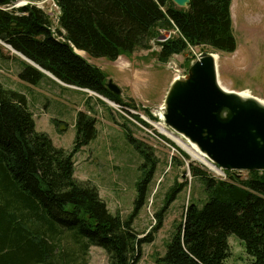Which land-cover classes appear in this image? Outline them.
Here are the masks:
<instances>
[{"label": "trees", "instance_id": "16d2710c", "mask_svg": "<svg viewBox=\"0 0 264 264\" xmlns=\"http://www.w3.org/2000/svg\"><path fill=\"white\" fill-rule=\"evenodd\" d=\"M18 1L0 0V42L35 64L25 62L19 80L37 86L45 71L121 109L135 106L113 94L106 85L108 74L75 49L85 52L89 60L116 62L157 46L155 58L164 65L196 47L218 54L237 51L233 0H191L187 8L173 0H54L61 12L56 28L35 5L13 8ZM161 31L171 36L159 41ZM90 102L88 97L89 109L77 113L75 141L67 151L36 129L27 96L0 84V264H88L92 247L106 252L108 264H139L143 245L154 243L169 206L188 186L179 183L171 188L155 214V224L140 234L134 220L148 204L158 160L134 138L128 124L139 123L150 130L152 126L140 115L129 114L132 122L122 116L125 123L113 117L143 164L133 212L126 219L110 213L97 188L78 181L74 174V157L98 136ZM146 115L156 120L147 110ZM53 122L62 132L68 129L63 121ZM160 138L190 160L172 141ZM172 158V163L185 165ZM189 166L192 178L202 181L208 201L202 207L187 206L156 264H225L231 254V235L244 243L252 264H264V172H249L247 178L240 172H225L227 179L220 180L194 164Z\"/></svg>", "mask_w": 264, "mask_h": 264}, {"label": "rangeland", "instance_id": "374dc122", "mask_svg": "<svg viewBox=\"0 0 264 264\" xmlns=\"http://www.w3.org/2000/svg\"><path fill=\"white\" fill-rule=\"evenodd\" d=\"M24 2L20 0L14 7L20 9L24 7ZM233 5V30L237 39V51L234 54L217 55L220 57L217 67L218 81L227 91L248 92L252 97L264 102V0H235ZM41 6L49 9V2ZM160 33L159 41H164L171 36L170 32L161 31ZM4 50L6 54L17 55L7 47H4ZM158 50L157 46L149 52L139 50L132 58L119 59L115 65L104 58L88 60L108 74V80L112 79L114 84L121 88V97L124 101L134 104L135 108H124L122 112H119L111 109L106 103L107 100L101 97L99 107L97 103L93 105L98 136L74 157L75 178L80 182L95 186L109 212L114 215L119 214L126 219L133 212L135 195H137L136 183L140 179L143 159L129 143L123 130L113 122V117L118 122L125 123L122 116L132 122L129 114L140 115L152 126V130L147 128L144 130L137 124L134 123V125L133 122V125L128 124L134 138L147 146L158 160L157 172L150 186L148 204L142 208L143 210L134 220V228L143 235L149 232L150 226L155 224L153 221L155 214L163 207L166 194L171 188L179 183L188 185L169 206L164 226L157 232L154 243L143 245V256L139 264H156L157 259L165 255L167 244L171 241L176 227L183 221L187 206L192 203L202 207L207 203L208 195L205 187L198 178H192L190 164H194L220 180L227 179L225 174L221 175L222 173L211 170L201 162L194 160L189 154L187 157H190V160L181 157L179 152L160 138L164 136L174 145H178V139L188 144L187 140L169 129L162 120V107L165 105L166 94L173 82L170 63L171 66H179L188 70L187 62L191 61L192 56L197 58L203 52L209 54L213 51L196 47L183 55L173 56L171 61L164 65L155 58ZM85 58L88 59V57ZM5 65L7 73L18 81L11 86V89L27 96L29 108L32 105V113L42 115L46 108L49 117L52 118L50 122L43 121L42 127H38L37 130L48 134L56 147L70 151L76 135L72 123L79 111L85 112L89 109L88 95L79 91H75L73 95L71 93L73 91L68 90L64 91L60 97L57 89L53 92L44 87H35L19 81L14 66L20 67V59H15L14 64L9 62ZM114 66H119L117 70L121 68L120 73L115 72ZM70 94L73 95V101L67 104L66 110L60 111L59 108L64 103L63 98ZM92 96V98H98L96 95ZM146 110L156 120H149ZM54 119L68 124V129L62 132L53 124ZM62 128H64L63 125ZM182 151L187 152L184 149ZM172 157L178 158L185 165L172 163ZM247 173L242 172L240 175L242 178H247ZM228 243L231 254L225 264H252L245 254L244 243L237 236L231 235ZM107 259L108 256L102 248L92 247L87 261L88 264H108Z\"/></svg>", "mask_w": 264, "mask_h": 264}, {"label": "water", "instance_id": "95a60500", "mask_svg": "<svg viewBox=\"0 0 264 264\" xmlns=\"http://www.w3.org/2000/svg\"><path fill=\"white\" fill-rule=\"evenodd\" d=\"M173 2L187 8L191 0ZM213 55L201 53L190 62L188 75L172 82L162 120L218 173L264 172V102L225 92L217 81ZM106 85L113 94L122 95L112 80Z\"/></svg>", "mask_w": 264, "mask_h": 264}, {"label": "crops", "instance_id": "0c3cea01", "mask_svg": "<svg viewBox=\"0 0 264 264\" xmlns=\"http://www.w3.org/2000/svg\"><path fill=\"white\" fill-rule=\"evenodd\" d=\"M235 3V0H233V4ZM232 4V5H233ZM234 6V5H233ZM232 14H233V7H232ZM81 52V51H80ZM7 52L3 49V48H1L0 49V84L3 86V87H5V88H7V89H11V86H14L16 83H18V81L14 78V76L12 77V76H10L7 72H8V70H6V63H9V62H12L13 64L15 63V59H20V67L22 66V69H23V67H24V63L26 62V60H24V59H21V58H17V56H14L13 54H6ZM82 54L84 55V57L85 56H87V54L85 53V52H82ZM125 58L126 57H120L119 59H123V60H125ZM90 62V61H89ZM91 63V62H90ZM113 65H115V63L116 62H111ZM94 65V64H93ZM20 67H16V66H14V68H15V71L17 72V75L21 72V70L22 69H20ZM117 67H119V66H114V69H115V72H119L120 73V69L121 68H119V70H117ZM16 75V76H17ZM45 76H44V78L42 79V81L40 82V84L39 85H37V86H35V87H44V88H46L47 90H49V91H53V92H55L56 91V89L58 90V95L61 97V95L63 94V92L64 91H68V90H71V91H73V92H71V93H73V95H74V92L75 91H79V92H83V93H85V94H87L88 95V93L85 91V90H83V89H81V88H78V87H73V86H69V85H66V84H64V83H61V82H59L57 79H55L53 76H50V75H47V74H44ZM18 78V77H17ZM18 80H19V78H18ZM20 81V80H19ZM12 90H14V89H12ZM73 95L72 94H70V95H67L66 97H64L63 99H64V103L60 106V108H59V110L60 111H64V110H66L67 109V104L68 103H70V102H72L73 101ZM88 97H89V95H88ZM87 97V98H88ZM99 101L100 100H97V99H95V98H91V102H90V104L91 105H94L95 103H97V105H98V107H99ZM32 105H31V107L29 108L31 111H32ZM33 112V111H32ZM85 112H86V110H85ZM34 114V113H33ZM43 116H45V117H43ZM77 116V115H76ZM52 118H51V116L49 117V115H48V112H47V109L46 108H44V114H42V115H40V114H38L37 115V113L36 114H34V120H35V123H36V129L38 128V127H42V122L43 121H45V122H50V120H51ZM75 120H76V118H75ZM75 120H74V122H75ZM74 122L72 123V124H74ZM72 128H74V125L72 126ZM40 132V131H39ZM45 133V132H44Z\"/></svg>", "mask_w": 264, "mask_h": 264}, {"label": "bare ground", "instance_id": "6f19581e", "mask_svg": "<svg viewBox=\"0 0 264 264\" xmlns=\"http://www.w3.org/2000/svg\"><path fill=\"white\" fill-rule=\"evenodd\" d=\"M78 53L82 55V52L79 51ZM213 56H214V61H215V62L217 63V65H218L220 57L217 56V55H213ZM218 80H219V74H218ZM218 80H217V81H218ZM219 84H220V82H219ZM220 86H221V85H220ZM221 88H222V87H221ZM222 89H223L225 92H227V93H234V94H235V92L227 91V90L224 89V88H222ZM236 94H238L242 99H249V98H252V96L249 95L248 92H247V93H246V92H243V93H237V92H236ZM162 110H163V112H164L165 108L162 107ZM161 130H162V129H161ZM162 131H165V130H162ZM173 138H174V137H173ZM177 142H178V145H180L185 151H187V152L190 154V156H191L194 160H197V161L201 162V163L204 164L205 166L209 167L211 170H214L215 172H217V171L212 167V165L208 164L207 160L205 159V156H203V154L200 153V152L198 151V149H197L195 146L190 145V144H187V145H186V144L182 143L179 139L177 140Z\"/></svg>", "mask_w": 264, "mask_h": 264}, {"label": "built area", "instance_id": "2783aa9c", "mask_svg": "<svg viewBox=\"0 0 264 264\" xmlns=\"http://www.w3.org/2000/svg\"><path fill=\"white\" fill-rule=\"evenodd\" d=\"M24 5H26V4H28V2H24L23 3ZM43 3H40V4H38V6L40 7V8H43L41 5H42ZM54 7H55V12H53L54 11V9L53 8H51L50 9V14H51V16L52 17H54V19H56V21H58V17H59V15H60V9L54 4L53 5ZM54 30V29H53ZM55 31V30H54ZM169 68H170V70L172 71V74H173V79L174 80H177V79H180V78H183V77H185L186 75H187V73H188V71L186 70V69H184V68H181V67H179V66H171V63H170V66H169ZM111 106L113 107V109H115V110H117V111H119V112H122V109H121V106L120 105H116V104H111Z\"/></svg>", "mask_w": 264, "mask_h": 264}, {"label": "clouds", "instance_id": "9594fccd", "mask_svg": "<svg viewBox=\"0 0 264 264\" xmlns=\"http://www.w3.org/2000/svg\"><path fill=\"white\" fill-rule=\"evenodd\" d=\"M56 34V33H55ZM59 40L60 41H64V39H63V37H59ZM75 52L78 54V50H76L75 49ZM81 52H83V51H81ZM79 55V54H78ZM27 59V58H26ZM30 63H31V61H30ZM31 65H35V64H31ZM45 74H47V75H50V76H53V75H51V74H49L48 72H45V71H43ZM54 77V76H53ZM55 78V77H54ZM55 79H57V78H55ZM58 80V79H57ZM59 82H61L60 80H58ZM61 83H63V82H61ZM65 84V83H64ZM67 85V84H66ZM70 86V85H69ZM74 87V86H73ZM83 90H87V89H83ZM87 91H90V90H87ZM90 93H93L92 91H90ZM92 95H96L99 99H102L101 97H99L100 95H97V94H95V93H93ZM92 98V97H91ZM97 98V99H98ZM105 99V98H104ZM107 100V99H106ZM106 103H107V105H109V106H111V104H113L114 102H111V101H109V100H107L106 101ZM114 104H116V103H114ZM116 105H118V104H116Z\"/></svg>", "mask_w": 264, "mask_h": 264}]
</instances>
